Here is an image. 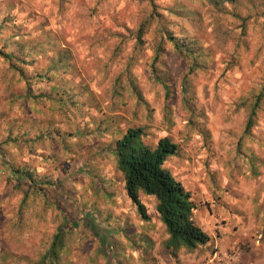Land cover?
Masks as SVG:
<instances>
[{
    "label": "rangeland",
    "instance_id": "1",
    "mask_svg": "<svg viewBox=\"0 0 264 264\" xmlns=\"http://www.w3.org/2000/svg\"><path fill=\"white\" fill-rule=\"evenodd\" d=\"M136 127L179 145L197 254L153 255L120 195ZM168 261L264 264V0H0V264Z\"/></svg>",
    "mask_w": 264,
    "mask_h": 264
},
{
    "label": "trees",
    "instance_id": "2",
    "mask_svg": "<svg viewBox=\"0 0 264 264\" xmlns=\"http://www.w3.org/2000/svg\"><path fill=\"white\" fill-rule=\"evenodd\" d=\"M220 1L229 4L235 2ZM213 6L217 7L219 3L215 2ZM191 45L184 43L183 46L189 49ZM143 138L144 132L141 128H128L115 141L113 147L116 169L122 176L128 199L135 206L141 220L146 222L149 215L140 200V194L155 198L156 213L168 235L163 244L168 254L175 255L179 249L193 252L205 246L210 242V237L194 220L196 204L191 193L165 167L168 158L179 154V145L169 137H163L151 147ZM56 247L57 242L54 241L48 256H57L54 250Z\"/></svg>",
    "mask_w": 264,
    "mask_h": 264
},
{
    "label": "crops",
    "instance_id": "3",
    "mask_svg": "<svg viewBox=\"0 0 264 264\" xmlns=\"http://www.w3.org/2000/svg\"><path fill=\"white\" fill-rule=\"evenodd\" d=\"M113 151V150H112ZM110 152V154H113V152ZM114 158V162H115V157H113ZM121 184V183H120ZM109 188L108 189H105V190H108V192H112V193H114V190H115V183L114 182H110V184H109ZM122 193L120 194L121 195V197H122V199L125 201V202H129V199H128V197H127V195H126V193H125V190H124V182H123V179H122ZM105 188V187H104ZM110 194V193H109ZM110 196H111V194H110ZM148 198H150L152 201H153V203H155V206H156V201H155V198L154 197H152V196H147ZM156 218H157V221H159V218H158V215H157V213H156ZM148 224L150 223L149 221H146ZM160 222V221H159ZM159 226H161L164 230H165V227H164V225L160 222V225ZM150 231V234L148 233V238H149V241H148V243L151 245V247H152V253H153V255L157 252V253H161V251L163 250L164 251V254L165 255H167V251L165 250V248H164V246H163V244H164V242L168 239V235L166 234V232L164 231V236L162 237V239H158L157 237H155L152 233L154 232V230H149ZM151 238V239H150ZM210 241H211V239H210ZM210 243V242H209ZM211 244V243H210ZM215 246H214V248H217L216 246L219 244L218 243V241H216L215 242ZM205 246H207V245H205ZM202 248L203 247H200V248H198V249H196L195 250V252H196V254L197 253H199L201 250H202ZM163 253V252H162ZM168 256V255H167ZM216 256V255H215ZM203 257V256H202ZM169 262V264H175L174 262H170V261H168ZM167 264V263H166Z\"/></svg>",
    "mask_w": 264,
    "mask_h": 264
}]
</instances>
